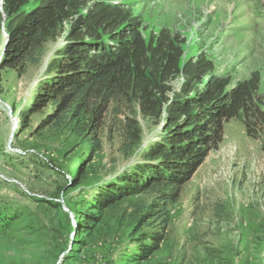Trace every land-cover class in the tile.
I'll use <instances>...</instances> for the list:
<instances>
[{"label": "rangeland", "instance_id": "obj_1", "mask_svg": "<svg viewBox=\"0 0 264 264\" xmlns=\"http://www.w3.org/2000/svg\"><path fill=\"white\" fill-rule=\"evenodd\" d=\"M122 1L145 37L161 27L179 33L187 40L183 58L204 52L215 73H228L231 87L251 70L260 71L256 94L264 95V0ZM38 3L30 0L27 8ZM6 37L3 28L0 59ZM63 43V37L49 41L41 62L22 75L0 72V264H175L181 258L182 264H264V126L257 120L247 132L242 114L224 122L217 147L169 204L166 238L146 259L121 254L135 246L136 234H129L136 222L128 214L150 202L146 193L130 196L126 214H108L92 224L82 234L86 243L70 250V225L76 223L69 202L79 206L90 187L140 161L144 148L158 138L164 116L158 124L137 112L143 134L130 156L120 152L116 133L104 136L102 147L93 152L71 138L37 141L32 132L43 111L25 118L24 127L21 117L49 58ZM182 82L179 75L170 84L178 91ZM80 165L86 178L72 188ZM71 251H76L73 259Z\"/></svg>", "mask_w": 264, "mask_h": 264}, {"label": "trees", "instance_id": "obj_2", "mask_svg": "<svg viewBox=\"0 0 264 264\" xmlns=\"http://www.w3.org/2000/svg\"><path fill=\"white\" fill-rule=\"evenodd\" d=\"M29 1L0 3V34L3 28L7 34L0 72L26 73L41 62L49 41L63 37L21 117L24 127L25 118L43 111L32 132L37 141L71 138L93 152L102 147L104 136L116 133L120 152L130 156L143 134L137 112L158 124L164 116L158 138L144 148L140 161L90 187L79 206L69 202L76 223L70 225L73 250L76 243H86L82 234L92 224L108 214H126L124 203L130 196L148 194L150 202L144 208L135 205L128 214L136 222L129 234H136L131 239L135 246L121 253L144 260L166 238L168 206L178 200L208 151L217 147L224 122L243 115L247 132L257 120L264 126V95L256 94L260 71L251 70L231 87L228 73H215L204 52L183 58L186 38L179 33L161 27L145 37L122 0H39L27 8ZM179 75L183 82L174 91L170 83ZM74 172L72 188L86 178L82 165ZM175 264H182V258Z\"/></svg>", "mask_w": 264, "mask_h": 264}, {"label": "water", "instance_id": "obj_3", "mask_svg": "<svg viewBox=\"0 0 264 264\" xmlns=\"http://www.w3.org/2000/svg\"><path fill=\"white\" fill-rule=\"evenodd\" d=\"M2 0H0V3H1Z\"/></svg>", "mask_w": 264, "mask_h": 264}, {"label": "bare ground", "instance_id": "obj_4", "mask_svg": "<svg viewBox=\"0 0 264 264\" xmlns=\"http://www.w3.org/2000/svg\"><path fill=\"white\" fill-rule=\"evenodd\" d=\"M12 127V126H11ZM14 127V126H13Z\"/></svg>", "mask_w": 264, "mask_h": 264}]
</instances>
